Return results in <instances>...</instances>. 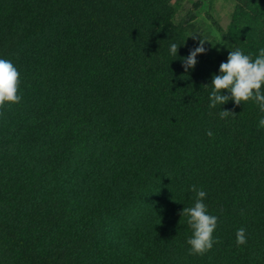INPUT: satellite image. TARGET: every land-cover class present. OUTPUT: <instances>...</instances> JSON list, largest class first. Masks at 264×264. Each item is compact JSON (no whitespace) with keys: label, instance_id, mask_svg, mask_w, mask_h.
<instances>
[{"label":"trees","instance_id":"obj_1","mask_svg":"<svg viewBox=\"0 0 264 264\" xmlns=\"http://www.w3.org/2000/svg\"><path fill=\"white\" fill-rule=\"evenodd\" d=\"M173 15L171 0H0L21 96L0 105V264H264V112L209 107L227 56L185 72ZM227 33L254 58L264 0H239ZM189 185L217 217L203 253Z\"/></svg>","mask_w":264,"mask_h":264},{"label":"clouds","instance_id":"obj_2","mask_svg":"<svg viewBox=\"0 0 264 264\" xmlns=\"http://www.w3.org/2000/svg\"><path fill=\"white\" fill-rule=\"evenodd\" d=\"M178 45L172 41L168 45L170 55L177 57ZM230 50L226 60H222L216 72L211 76L210 89L208 92L209 107L217 104L221 105L228 99L234 103L253 100L259 110L264 112V47L257 49L253 58L250 54L244 53L239 48L228 45ZM206 51L203 40L195 47L190 48L188 53L179 57L185 69L193 68L197 62V54ZM19 71L13 62L4 57H0V105L19 102L21 96L18 92ZM222 89L226 90L222 93ZM219 115L224 117L228 114V109H223ZM258 126L264 127V116H260ZM211 135V132H209ZM189 190L194 193L193 202L190 206H183L181 214L186 217V222L191 229V235L186 238V243L190 245L189 251L203 253L211 248L215 237L213 230L216 227L217 217L209 213L203 198L206 193L196 185H189ZM244 229L238 228L235 233L236 243L245 242Z\"/></svg>","mask_w":264,"mask_h":264},{"label":"rangeland","instance_id":"obj_3","mask_svg":"<svg viewBox=\"0 0 264 264\" xmlns=\"http://www.w3.org/2000/svg\"><path fill=\"white\" fill-rule=\"evenodd\" d=\"M239 0H171L174 7L173 22L184 34L186 44L193 48L201 40L212 56L226 57L233 47L227 33L228 23Z\"/></svg>","mask_w":264,"mask_h":264}]
</instances>
